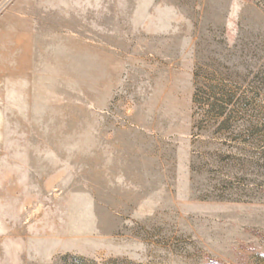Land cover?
<instances>
[{"label":"rangeland","instance_id":"1","mask_svg":"<svg viewBox=\"0 0 264 264\" xmlns=\"http://www.w3.org/2000/svg\"><path fill=\"white\" fill-rule=\"evenodd\" d=\"M0 264H264V0H0Z\"/></svg>","mask_w":264,"mask_h":264}]
</instances>
